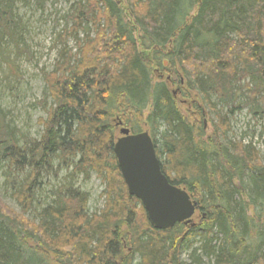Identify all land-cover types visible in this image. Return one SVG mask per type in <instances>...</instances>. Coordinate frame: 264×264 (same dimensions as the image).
<instances>
[{"label": "trees", "instance_id": "1", "mask_svg": "<svg viewBox=\"0 0 264 264\" xmlns=\"http://www.w3.org/2000/svg\"><path fill=\"white\" fill-rule=\"evenodd\" d=\"M17 1L0 0V61L10 60L6 43L20 27ZM128 4L78 1L64 17L74 24L61 43L71 37L77 52L60 51L53 70L41 71L38 139L7 121L0 105V170L22 211L0 204V264H264V164L250 145L220 139L230 127L224 106L241 103L264 119V0ZM168 84L184 99L194 91L214 112L211 136L202 106L192 102L183 115ZM141 124L162 173L197 203L189 224L154 229L127 192L115 131L137 133ZM61 169L69 181L41 201L42 179ZM91 172L104 184V205L90 213L73 176Z\"/></svg>", "mask_w": 264, "mask_h": 264}, {"label": "rangeland", "instance_id": "2", "mask_svg": "<svg viewBox=\"0 0 264 264\" xmlns=\"http://www.w3.org/2000/svg\"><path fill=\"white\" fill-rule=\"evenodd\" d=\"M78 1L84 2L85 0H44L40 2V5L36 0H18L14 3L20 27L14 29L16 30L14 39H10L6 43L7 56L10 60L0 61V105L7 113V121L30 138H39L42 126L38 123V119L46 117L42 105L38 104L44 91L41 71L50 72L53 70L55 62L60 59V51L64 50L71 54L77 52L75 40L68 37L64 38L61 43V37L65 35L66 31L69 32L74 24L72 21L66 22L64 17L73 14L74 6ZM116 1L120 6L129 10L127 0ZM75 34L79 38L84 36L79 31ZM91 34L93 35V32ZM169 87L172 92H175L177 107L183 115H188L187 110L190 109L192 102L202 106L205 138L211 136L217 124L214 112L203 104L194 91H191L189 97L184 99L179 92L178 84H170ZM243 99L239 95L237 101L242 102ZM211 102L215 103L214 108L219 112L222 107L216 104L215 98H211ZM50 103L51 100L48 99L47 105L49 106ZM238 105L230 112L225 106L222 108V111L226 112L230 127L220 139L224 144L239 142L245 146L250 145L258 152V157L264 164V119L254 117L249 111V107L242 106L240 108L242 104ZM140 128L148 131L144 124H141ZM119 130L120 128H117L115 131L116 139L120 136ZM56 169L57 167L55 171ZM70 169L72 170V168ZM54 173L52 172L41 181L39 187L44 194V196L42 195L44 200L41 199V201L48 202L53 199L52 190L68 182L71 174L70 170L66 169H61L56 176ZM73 177L74 187H79L89 195V212L102 209L104 198L101 196V192L104 189V184L101 179L94 172H91L87 179L82 174H76ZM3 180L0 170V204L12 208L14 214L19 213L21 206L10 195ZM37 194L41 195L39 191ZM23 214L28 219L35 221L29 211L23 212ZM198 215L197 211L194 218ZM181 260H187L186 252L181 253ZM137 262L138 257H135L133 264Z\"/></svg>", "mask_w": 264, "mask_h": 264}, {"label": "water", "instance_id": "3", "mask_svg": "<svg viewBox=\"0 0 264 264\" xmlns=\"http://www.w3.org/2000/svg\"><path fill=\"white\" fill-rule=\"evenodd\" d=\"M119 133L113 153L120 175L128 194L143 206L151 227L166 230L176 223H191L197 203L185 189L171 184L162 173L148 131L131 133L121 127Z\"/></svg>", "mask_w": 264, "mask_h": 264}, {"label": "flooded vegetation", "instance_id": "4", "mask_svg": "<svg viewBox=\"0 0 264 264\" xmlns=\"http://www.w3.org/2000/svg\"><path fill=\"white\" fill-rule=\"evenodd\" d=\"M175 94V92H173Z\"/></svg>", "mask_w": 264, "mask_h": 264}]
</instances>
